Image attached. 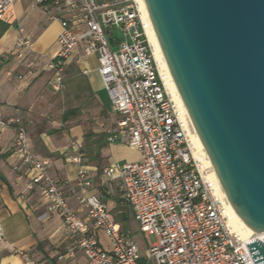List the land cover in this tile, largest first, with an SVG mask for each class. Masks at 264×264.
<instances>
[{"label":"built area","instance_id":"2783aa9c","mask_svg":"<svg viewBox=\"0 0 264 264\" xmlns=\"http://www.w3.org/2000/svg\"><path fill=\"white\" fill-rule=\"evenodd\" d=\"M15 1L0 0V20ZM29 1L60 24L58 51L46 64L53 72V91L60 90L61 73L72 59L79 63L96 57L111 109L119 115L106 140L138 153L137 160L110 163L101 170V191L109 194L106 186L114 184L116 207L128 209L145 239L157 238L142 255L130 227L123 229L112 218L89 169L82 165L83 156L67 157L79 166L72 181L54 177L50 159L32 152L27 122L20 116H2L0 101V134L8 129L15 133L16 179L26 180V191L38 192L43 215H57L61 235L69 241L58 259L71 260L80 252L86 264H143L142 259L154 264H254L246 244L262 241L264 233L245 242L230 226L227 207L194 159L179 112L159 74L138 1ZM112 32L118 36L110 38ZM11 57L24 69L19 80L35 75L37 59L22 28L13 49L0 60ZM67 190L85 211L84 218L71 206ZM97 232L104 235L108 248ZM14 253L22 264H42L23 250Z\"/></svg>","mask_w":264,"mask_h":264},{"label":"water","instance_id":"95a60500","mask_svg":"<svg viewBox=\"0 0 264 264\" xmlns=\"http://www.w3.org/2000/svg\"><path fill=\"white\" fill-rule=\"evenodd\" d=\"M141 1L225 198L264 233V0ZM246 246L264 264V237Z\"/></svg>","mask_w":264,"mask_h":264},{"label":"crops","instance_id":"0c3cea01","mask_svg":"<svg viewBox=\"0 0 264 264\" xmlns=\"http://www.w3.org/2000/svg\"><path fill=\"white\" fill-rule=\"evenodd\" d=\"M19 28L32 42V54L37 59L35 75L19 80L17 76L24 73L22 66L12 57L0 60L1 115L20 116L27 122L32 152L38 158L50 159V173L54 177L72 181L79 166L67 161V157L80 153L83 156L82 165L89 169L103 200L108 207H116L115 185L106 186L109 194L101 191V170L110 163L128 161L125 155L129 153L136 154L134 160H137L138 153L125 145L106 140L119 115L111 109L97 72L96 57H84L79 63L72 59L66 66L63 83V98L68 100L69 97L79 105L86 104L94 119L106 122L105 128L104 123H100V129L94 127L83 133L80 123L76 121L73 125L79 106L62 107L61 95L57 96L50 87L53 72L47 69L46 64L58 51L59 21L49 19L29 0L15 1L0 20V56L13 49L19 37ZM72 111L73 114H67ZM62 127L65 129L61 130ZM48 129L53 130L47 132ZM14 138L12 129L0 134V226L3 232L0 237V264H22L15 250L27 252L42 264H86L80 252L71 260L58 259L59 255L66 253L69 241L61 235L60 218L57 215H43L44 205L38 192L26 191V180L16 179L12 169L17 163L13 153ZM66 192L71 206L80 218H84L85 211L79 209L69 191ZM97 237L108 248V242L104 244L101 240L104 235L97 232Z\"/></svg>","mask_w":264,"mask_h":264},{"label":"bare ground","instance_id":"6f19581e","mask_svg":"<svg viewBox=\"0 0 264 264\" xmlns=\"http://www.w3.org/2000/svg\"><path fill=\"white\" fill-rule=\"evenodd\" d=\"M140 8L143 12V16L145 18V21L147 23V37L152 47L153 57L157 64L159 74L164 79L167 89L169 90L171 97L176 105V108L179 112L180 118L184 125V130L186 133V136L192 145V154L195 160L199 163V166L201 168V171L207 176L208 180L211 182V184L214 185L215 189L217 190L219 198L223 201L225 206L227 207V213L230 218V226L233 228V231L236 232V234L245 242L250 241L254 234H250L248 230L245 228V226L242 224L240 219L238 218L237 214L234 212L230 204L228 203L227 199L225 198V195L219 185V182L216 178V175L214 173V170L212 168V165L207 157V154L204 150V148L201 145V142L199 141L197 134L191 124V121L188 117V114L184 108V105L181 101V98L177 92V89L173 83V80L171 78V75L169 73V70L167 68V65L164 61L163 55L161 53V50L159 48V44L156 40V37L154 35V32L152 30V27L150 25V22L148 20V17L146 15V12L144 10L143 4L141 0H137Z\"/></svg>","mask_w":264,"mask_h":264},{"label":"rangeland","instance_id":"374dc122","mask_svg":"<svg viewBox=\"0 0 264 264\" xmlns=\"http://www.w3.org/2000/svg\"><path fill=\"white\" fill-rule=\"evenodd\" d=\"M117 36H118L117 32H112V35L110 36V38L111 37H117ZM65 73H66V67L64 68L63 72L61 73V88H60V90L59 91H52V92L56 93L57 96L61 95L62 107H65V106L71 107V106H76V105L79 106L78 116H76L77 119H74L75 121H73V125L75 124L74 122H76V121L78 123H80L79 125H82L81 129L83 130V133H87V132L91 131L94 127H99L100 123H104L103 128H105L106 122L103 119H101V120L94 119L93 113H90L86 104H82V105L80 104L79 105L78 104L79 102H73V101H71V99L69 97H67L68 100L66 98H63V94L65 91V90H63L64 89L63 83H64V78H65ZM64 127H62L61 130L65 129ZM67 129H69V127ZM99 129H100V127H99ZM51 130H53V129H48L47 132L51 131ZM125 156L128 159V161H132L136 158L137 155L133 154V153H129ZM109 208H110L109 210H110V214H111L112 218L115 220V222H117L119 224V226L121 228L125 229L128 226L130 227V229L133 233V237L137 241L142 255L145 254L144 252L148 248V243H149V245H152V244H155L157 242V238L155 236H149L147 239L144 238V236L138 230V225L134 221L130 220V214H129V211L127 208H124V209H119L117 207H113V208L109 207ZM122 217H127L128 219L122 220L123 219ZM101 240L103 241L104 244L107 243L106 238L101 237ZM142 263L143 264H154V262L152 260L146 261L145 259H142Z\"/></svg>","mask_w":264,"mask_h":264},{"label":"trees","instance_id":"16d2710c","mask_svg":"<svg viewBox=\"0 0 264 264\" xmlns=\"http://www.w3.org/2000/svg\"><path fill=\"white\" fill-rule=\"evenodd\" d=\"M74 113V111H72V112H69V113H67V114H73ZM123 219L122 220H127L128 218L127 217H122Z\"/></svg>","mask_w":264,"mask_h":264}]
</instances>
